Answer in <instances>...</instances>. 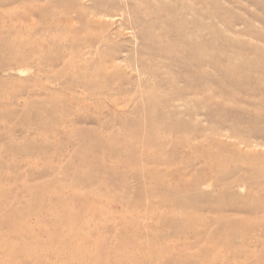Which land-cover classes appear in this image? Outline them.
<instances>
[{
    "label": "rangeland",
    "instance_id": "374dc122",
    "mask_svg": "<svg viewBox=\"0 0 264 264\" xmlns=\"http://www.w3.org/2000/svg\"><path fill=\"white\" fill-rule=\"evenodd\" d=\"M0 264H264V0H0Z\"/></svg>",
    "mask_w": 264,
    "mask_h": 264
},
{
    "label": "bare ground",
    "instance_id": "6f19581e",
    "mask_svg": "<svg viewBox=\"0 0 264 264\" xmlns=\"http://www.w3.org/2000/svg\"><path fill=\"white\" fill-rule=\"evenodd\" d=\"M175 17H176V16H175ZM173 26H174V25H173ZM173 28H174V27H173ZM161 30H162V29H161ZM181 33H182V32H181ZM193 34H194V33H193ZM189 35H190V34H189ZM182 37H183V36H182ZM169 42H170V41H169ZM177 42H179V41L177 40ZM182 42H183V41H182ZM180 43H181V42H180ZM182 44H183V43H182ZM185 45H186V43H185ZM194 45H195V44H194ZM198 45H199V44H198ZM196 46H197V45H196ZM185 47H186V46H185ZM198 47H199V46H198ZM162 48H163V47H162ZM177 48H178V47H177ZM190 48H192V47H190ZM192 49H194V48H192ZM197 49H198V48H197ZM170 51H171V50H170ZM187 51H188V49H187ZM187 51H186V52H187ZM189 51L192 52V51H194V50H192V51L189 50ZM199 51H200V50H199ZM199 51H198V52H199ZM184 52H185V51H184ZM194 53L196 54L195 51H194ZM167 54H168V53H167ZM181 54H182V53H181ZM185 54H186V53H185ZM190 54H191V53H190ZM190 54H189V52H188L186 55H190ZM192 54H193V53H192ZM199 54H201V53H199ZM182 55H183L184 57L186 56V55H184V54H182ZM194 56H197V55H194ZM194 56H193V58H197V57H194ZM173 57H174V56H173ZM187 57H188V56H187ZM190 57H191V56H190ZM190 57H188V58H190ZM198 57H199V56H198ZM187 60H188V59H187ZM195 60H196V59H195ZM195 60H194V61H195ZM197 60H198L197 62H200L199 59H197ZM212 60H213V59H212ZM192 61H193V59H192ZM191 63L193 64L194 62H191ZM183 64H184V63H183ZM197 64H198V63H197ZM186 65H187V64H186ZM189 65H190V64H189ZM198 65H199V64H198ZM198 65H197V66H198ZM215 65H216V64H215ZM187 66H188V65H187ZM194 66H196V64H194ZM183 67H184V66H183ZM188 68H189V67H188ZM188 68H187V70H188ZM191 68H192V67H191ZM200 68H201V66H200ZM225 68H226V67H225ZM198 69H199V68H198ZM195 70H197L196 67H195ZM199 70H200V69H199ZM218 70H220V69H218ZM218 70H217V71H218ZM198 72H199V71H198ZM223 72H224V71H223ZM191 73H192V72H191ZM195 74H196V73H195ZM192 75H193V73H192ZM192 75H191V76H192ZM225 75H226V74H225ZM195 76H198V74H196ZM188 77H189V76H188ZM176 78H177V77H176ZM192 78H193V77H192ZM195 78H196V77H194L193 79H195ZM199 78H200V77H199ZM186 79H188V78L186 77ZM189 80H190V79H189ZM189 80H188V82H189ZM196 80H197V79H196ZM151 111H153V110H151ZM154 111H155V110H154ZM154 116H155V115H154ZM151 126H153V125H151ZM156 131H157V130H156ZM134 133H135V132H134ZM156 134H157V133H156ZM126 135H128V134H126ZM125 145H126V144H125ZM126 146H127V145H126ZM194 196H195V195H194ZM195 198H196V196H195ZM61 215H62V214H61ZM75 216H76V215H75ZM58 217H59V216H58ZM65 217H66V215H65ZM70 219H71V218H68V220H67V219H66V220L69 222ZM72 219H73V218H72ZM63 220H64V218H63ZM74 220H75V219H74ZM8 225H9V224H8ZM14 225H15V224H14ZM14 225H13V226H14ZM11 226H12V225H11ZM11 226H10V227H11ZM73 226H74V225H73ZM18 227H19V226H18ZM231 229H232V228H231ZM15 230H16V228H15ZM17 230H18V229H17ZM230 243H231V242H230ZM45 246H46V245H45ZM27 250H28V249H27ZM25 251H26V250H25ZM26 253H27V252H26ZM108 257H109V256H108ZM99 258H100V257H99ZM74 261H75V260H74Z\"/></svg>",
    "mask_w": 264,
    "mask_h": 264
}]
</instances>
